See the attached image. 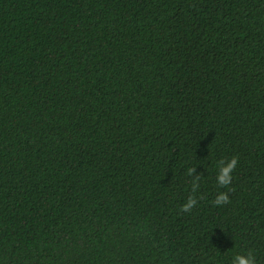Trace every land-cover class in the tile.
Instances as JSON below:
<instances>
[{
  "label": "trees",
  "instance_id": "16d2710c",
  "mask_svg": "<svg viewBox=\"0 0 264 264\" xmlns=\"http://www.w3.org/2000/svg\"><path fill=\"white\" fill-rule=\"evenodd\" d=\"M248 251L264 264V0H0V264Z\"/></svg>",
  "mask_w": 264,
  "mask_h": 264
},
{
  "label": "clouds",
  "instance_id": "9594fccd",
  "mask_svg": "<svg viewBox=\"0 0 264 264\" xmlns=\"http://www.w3.org/2000/svg\"><path fill=\"white\" fill-rule=\"evenodd\" d=\"M238 165V157L233 156L231 159H222L218 162V172L216 181L221 188H227L231 185L233 180V172ZM186 175L192 177V193L186 202L182 205V212H191L198 204V198L196 193L199 190V181L202 176L201 173H197V168L189 167L186 169ZM230 203V196L228 191L219 192L214 200V204L217 206H222ZM231 264H257L256 257L252 251L246 253L237 254L233 257Z\"/></svg>",
  "mask_w": 264,
  "mask_h": 264
}]
</instances>
